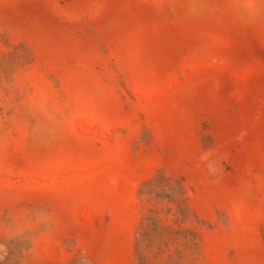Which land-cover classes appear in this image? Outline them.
<instances>
[{
    "label": "rangeland",
    "instance_id": "374dc122",
    "mask_svg": "<svg viewBox=\"0 0 264 264\" xmlns=\"http://www.w3.org/2000/svg\"><path fill=\"white\" fill-rule=\"evenodd\" d=\"M0 264H264V0H0Z\"/></svg>",
    "mask_w": 264,
    "mask_h": 264
}]
</instances>
